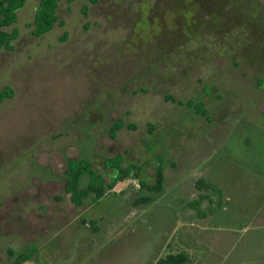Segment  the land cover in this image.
I'll use <instances>...</instances> for the list:
<instances>
[{
  "label": "rangeland",
  "instance_id": "rangeland-1",
  "mask_svg": "<svg viewBox=\"0 0 264 264\" xmlns=\"http://www.w3.org/2000/svg\"><path fill=\"white\" fill-rule=\"evenodd\" d=\"M58 1L64 26L35 37L40 0H27L8 29L18 39L0 53V93L13 92L0 104V264H155L181 251L187 264H264L259 232L244 233L259 202L244 191L264 183V0ZM118 120L137 128L111 139ZM119 154L150 186L163 159L164 189H182L190 204L202 169L217 164L224 193L210 199L225 194L231 206L207 222L235 231V243L209 255L195 235L181 245L198 207L184 206L183 223L164 195L144 206L150 192L133 178L75 206L67 162L85 160L110 182Z\"/></svg>",
  "mask_w": 264,
  "mask_h": 264
},
{
  "label": "trees",
  "instance_id": "trees-1",
  "mask_svg": "<svg viewBox=\"0 0 264 264\" xmlns=\"http://www.w3.org/2000/svg\"><path fill=\"white\" fill-rule=\"evenodd\" d=\"M73 3L76 0H68ZM27 0H0V53L3 50H12L13 43L19 37V32L16 28L8 31L9 28L14 27L18 21V13L26 6ZM59 8L58 0H40L37 10L34 15L33 22L29 25L33 28L32 34L39 38L50 31L58 24L64 26V22L59 20L57 10ZM84 15L87 16V7H84ZM13 95L11 89L6 88L4 92L0 93V104ZM169 100L174 98L169 97ZM181 104V102H179ZM199 114V113H198ZM203 112L201 115H205ZM124 128L135 130V125H126L124 121L118 120L111 126L109 134L111 139H116L118 133ZM153 127L151 126V129ZM111 167L116 173L110 182H107L102 174L94 171L92 164L85 160H69L67 162L66 170V185L65 191L70 195L72 203L81 207L86 200L97 204L104 199L109 192L113 191L118 183L124 182L129 178L138 180L140 187L152 193H161L164 190L166 176H165V162L163 159L157 160L154 165V184L150 186L143 178L144 168L141 165H127L125 166V158L123 155H116L108 159ZM195 186L198 190L214 191V186L203 179L196 181ZM152 199L144 197L139 200V203L148 204ZM84 225L86 221H82ZM90 226L94 231H98V222L96 220L90 221ZM28 260L27 256H20L15 264H22ZM189 258L185 253L168 254L165 257L159 258L156 264H187Z\"/></svg>",
  "mask_w": 264,
  "mask_h": 264
},
{
  "label": "crops",
  "instance_id": "crops-1",
  "mask_svg": "<svg viewBox=\"0 0 264 264\" xmlns=\"http://www.w3.org/2000/svg\"><path fill=\"white\" fill-rule=\"evenodd\" d=\"M224 133V131H222ZM234 132V130L230 129L228 133ZM221 133V132H220ZM214 139H216V137H214ZM210 160V159H208ZM206 163H208L206 161ZM215 165L217 164H212L209 165L210 167H206V169H202V174H201V178L204 181L205 178H207L208 183L212 184L215 188L214 192L216 191L218 194L217 196L219 197V193H224L222 191L221 188H219L218 183H221L219 179L220 174L218 173L219 170H217V167L215 168ZM166 171V169H165ZM259 174V173H258ZM260 175V178L258 179L259 181H263L264 182V173L262 172ZM251 177V176H249ZM248 177V178H249ZM212 180V181H210ZM246 181V187L248 186V182L252 183L254 181V179L251 177L249 179L245 178ZM207 182V181H206ZM252 185V184H250ZM148 191V190H147ZM150 192V191H148ZM152 192H150L149 194H147V196L145 197H150L152 198V201H155V195L156 194H151ZM249 192L244 191V194L249 197L252 198H258L259 202L256 204V206L254 208H250L247 211L251 210L250 213V217L248 219L249 224L244 227L245 232L244 233H250L253 232V235H256L259 232V235L261 237V242H264V183L260 184V186L258 187L257 190H254L253 185H252V189L250 191V194H248ZM160 196L164 197V201L159 200L160 204H165L168 205V209H170V207H173V204L176 206L177 209H180L181 211V216L183 217L182 222H190L188 221V216H189V212L188 209L185 210L186 208H184L185 205H189L192 206L193 204H195L198 207V211L196 213V215L192 216V222H196L195 226L197 227V231L193 232L191 229V231H189L190 228H192L194 226V224H189V229H188V224H185V226L187 227V232H185L182 236H179L177 239V242L180 243L183 246H186L187 239L190 237V239H192L193 237H191L192 235H195V238L197 239L196 245L198 246L197 248L204 250V252H206L208 255L212 252L216 253H223L225 252L226 249H228L232 244L235 243V234L233 232L235 231H227V228L223 225V224H208V220L209 218H211L212 215H215L221 211H227V208H229L231 206V200L227 199L229 197H227V195L223 194V197H225L226 199L224 200H211L210 197L214 196L215 194L213 192L207 191L205 189L202 190H198L197 188L195 189V192L191 193V197L193 198L192 203L190 204L188 201V196H186L183 192L182 189H168L165 188L161 193H159ZM196 194V195H195ZM199 198H194V196H197ZM172 196H177V197H182L185 199V201H181L182 204H180L179 202H175L172 199ZM221 197V196H220ZM157 201V200H156ZM233 203L237 206H241V201H236ZM149 204V203H148ZM144 204V206H151L152 204ZM144 206H141L138 210H144ZM236 207V206H235ZM211 209H214L213 211H209ZM184 212V213H183ZM243 213H245V211H243ZM183 214V215H182ZM224 229H226V232L229 234H223L221 235L220 232L223 231ZM235 230V229H233ZM248 230V231H247ZM247 231V232H246ZM213 232V233H212ZM216 232H219L218 234H216ZM218 235V236H217ZM188 237V238H186ZM242 236H240L241 238ZM193 238V239H195ZM233 242V243H232ZM256 242V238L252 237V238H247L245 237V242L244 245L248 246V243H255ZM227 246L226 248H223ZM184 252V251H181ZM180 253V252H178ZM156 264V263H155Z\"/></svg>",
  "mask_w": 264,
  "mask_h": 264
},
{
  "label": "flooded vegetation",
  "instance_id": "flooded-vegetation-1",
  "mask_svg": "<svg viewBox=\"0 0 264 264\" xmlns=\"http://www.w3.org/2000/svg\"><path fill=\"white\" fill-rule=\"evenodd\" d=\"M259 15H257L256 17H258ZM232 20H234L235 22H238L239 20L236 18V19H232ZM237 20V21H236ZM246 26L248 27V28H251V26H250V24L249 23H246ZM250 26V27H249Z\"/></svg>",
  "mask_w": 264,
  "mask_h": 264
}]
</instances>
